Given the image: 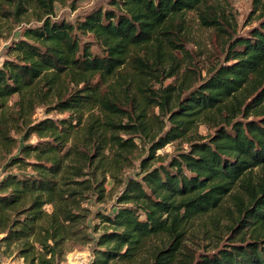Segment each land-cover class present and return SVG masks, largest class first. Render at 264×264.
Masks as SVG:
<instances>
[{
  "label": "trees",
  "instance_id": "1",
  "mask_svg": "<svg viewBox=\"0 0 264 264\" xmlns=\"http://www.w3.org/2000/svg\"><path fill=\"white\" fill-rule=\"evenodd\" d=\"M63 2L0 0V16L31 11L41 24L24 32L0 67V162L9 156L7 167L32 170L0 182L1 242L21 247L30 264H56L66 241L93 243L82 203L89 193L104 199L107 178L119 180L137 149L122 135L131 129L149 135L151 110L161 107L170 129L154 139L152 157L178 140H190V151L141 181L129 180L116 213L98 215L106 228L90 264H175L184 255L187 225L218 211L229 212L235 236L217 253L187 263L264 264V0H254L261 22L246 36L235 35L233 10L217 0H112L114 10H95L76 24L53 20ZM189 14L227 40L226 62L189 86L183 100L171 99L173 86L161 100L152 98L147 80L133 70L140 65L144 74L153 63L177 61ZM86 35L102 54L82 44ZM176 63L169 74L175 81L183 75ZM41 106L70 116L33 125ZM20 125L50 140L20 146L14 156L12 133ZM201 125L214 133L201 136Z\"/></svg>",
  "mask_w": 264,
  "mask_h": 264
},
{
  "label": "rangeland",
  "instance_id": "2",
  "mask_svg": "<svg viewBox=\"0 0 264 264\" xmlns=\"http://www.w3.org/2000/svg\"><path fill=\"white\" fill-rule=\"evenodd\" d=\"M222 4H227L230 10H233L232 24L238 36L249 35L252 28L260 24V12L254 9V0H217ZM112 0H64L63 3L56 4L55 16L53 20H65L69 23L76 24L84 19L88 14L95 10H114L111 5ZM9 10V8H8ZM15 10L8 16H0V67L7 60L10 47L17 41L23 38L24 32L28 28H36L41 24L34 18L31 11L27 17H16ZM188 24L183 33L185 52H176L174 56L177 61H180L181 78L175 81L170 78L169 74L173 67L177 66V61L166 58L161 64H152L146 73L140 74L143 69L140 65L138 71L134 73L143 76L147 80V95L157 100L166 94V90L173 86L176 91L173 92L171 99L181 100L188 93V87L196 88L203 79H206L210 72L218 69L226 62L227 47L226 39L218 38L212 31L200 25V21L195 14L188 15ZM82 44L88 43L95 54H102L100 44L91 36H81ZM150 58V56H148ZM136 77V76H135ZM132 76L129 77L128 83L131 82ZM185 84V85H184ZM133 90V89H132ZM132 96H136L137 100L140 97L139 92L133 90ZM132 98L125 97V103L131 105ZM17 97H13L9 106L14 107ZM176 103V102H175ZM136 104V102H135ZM132 106V105H131ZM70 112H61L54 110L53 106L48 109L46 106L38 107L31 122L37 124L43 120L51 119L55 122L68 118ZM168 116L161 111V107L151 110V120L154 122L149 135L145 133H136L133 129L127 134L122 135L123 140L134 141L137 146L133 157L125 162V168L120 174L119 180H113L108 177L105 184V197L102 201L97 199L93 193L87 195V199L83 201L82 206L87 210L88 219L86 226L88 233L93 239V243L85 248L78 246L73 241H66L60 248V255L56 258V264H90L93 260V249L96 240L100 237L103 230L106 228L99 214L111 215L116 213L118 209V198L126 188L129 180L141 181L142 177L148 172L160 166H169L170 162L179 158L182 152H189L191 145L190 140H178L156 151L155 157H152L156 142L159 137L164 136L170 129ZM240 120L245 121L242 117ZM253 118V116H251ZM125 124H130L127 121ZM20 132H13L12 137L17 139L18 150L13 152L14 156H19L20 146L37 145L39 142L48 141V138H40L36 134L28 133V127L24 126ZM214 133L211 126L201 125L199 134L208 136ZM199 135V137H200ZM13 156V157H14ZM9 156L0 162V182L9 174L17 176H25L32 174L31 168L21 169L19 166L7 167L6 162ZM30 162H33L31 160ZM232 207V202L228 203ZM47 212L52 211L51 206H46ZM232 224V219L228 211L212 212L202 217H197L192 220L186 227L182 238V249L184 255L179 256V260L175 264H188L187 261L192 257L195 260L202 256L217 253L219 249L225 248L235 236L230 233L229 226ZM5 235H0V264H30L29 261L23 260L22 250L18 245L14 244L10 247L1 242Z\"/></svg>",
  "mask_w": 264,
  "mask_h": 264
},
{
  "label": "built area",
  "instance_id": "3",
  "mask_svg": "<svg viewBox=\"0 0 264 264\" xmlns=\"http://www.w3.org/2000/svg\"><path fill=\"white\" fill-rule=\"evenodd\" d=\"M23 260H24V258H23Z\"/></svg>",
  "mask_w": 264,
  "mask_h": 264
}]
</instances>
